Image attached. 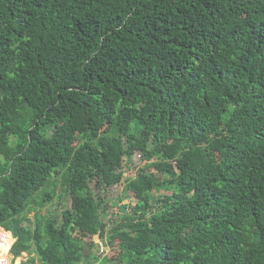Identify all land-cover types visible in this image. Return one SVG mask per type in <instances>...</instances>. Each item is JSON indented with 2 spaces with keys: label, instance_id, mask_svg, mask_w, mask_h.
Here are the masks:
<instances>
[{
  "label": "trees",
  "instance_id": "trees-1",
  "mask_svg": "<svg viewBox=\"0 0 264 264\" xmlns=\"http://www.w3.org/2000/svg\"><path fill=\"white\" fill-rule=\"evenodd\" d=\"M0 226L33 264H264V0H0Z\"/></svg>",
  "mask_w": 264,
  "mask_h": 264
},
{
  "label": "rangeland",
  "instance_id": "rangeland-1",
  "mask_svg": "<svg viewBox=\"0 0 264 264\" xmlns=\"http://www.w3.org/2000/svg\"><path fill=\"white\" fill-rule=\"evenodd\" d=\"M51 133V131H50ZM134 164L136 168H129L126 169V172L124 174V178L122 181V184L119 186H116L114 188L108 189L106 196H105V202L107 211L102 212V219L104 222L108 225V229L112 228L114 225V222L116 221L118 215L121 213V207L123 206H129L132 204V201L128 197H124L123 190L125 187V184L130 180V178H134L137 175V172L140 168H144L146 166V162L142 161L141 154L138 153L134 157ZM49 191L50 188H47ZM42 193H39L36 195L35 201L36 204H32L30 207V210H33L38 207V202L40 201V196ZM156 194V193H155ZM59 197H62V204L58 203ZM72 207V200L68 193H65L64 190H59L57 194L55 195L53 202L47 204L45 207L41 209V212L46 216H54L61 218L62 213L66 210L71 209ZM36 215V212H30L29 218L34 219ZM88 244L86 247V252L88 255L96 254V255H108L112 253V250L106 245L105 241L101 239L100 236H95L92 240L87 239L85 240ZM91 241L94 243L93 247H90L89 244ZM11 255V254H10ZM12 258V264H33L31 258H36V255L30 256L27 253H24L21 257L14 259V256L11 255ZM34 264H40L38 261Z\"/></svg>",
  "mask_w": 264,
  "mask_h": 264
},
{
  "label": "built area",
  "instance_id": "built-area-1",
  "mask_svg": "<svg viewBox=\"0 0 264 264\" xmlns=\"http://www.w3.org/2000/svg\"><path fill=\"white\" fill-rule=\"evenodd\" d=\"M9 232V231H8ZM8 232L4 228L0 226V264H12V259L10 258V253L12 247H10L7 258H5L1 252L3 251L4 247L8 246Z\"/></svg>",
  "mask_w": 264,
  "mask_h": 264
},
{
  "label": "crops",
  "instance_id": "crops-1",
  "mask_svg": "<svg viewBox=\"0 0 264 264\" xmlns=\"http://www.w3.org/2000/svg\"><path fill=\"white\" fill-rule=\"evenodd\" d=\"M8 232V231H7ZM9 233H11V232H9ZM11 235H12V238L16 241V238H14V236H13V234L11 233ZM11 254V253H10ZM12 255V254H11ZM11 255H10V258H11ZM12 259V258H11Z\"/></svg>",
  "mask_w": 264,
  "mask_h": 264
},
{
  "label": "water",
  "instance_id": "water-1",
  "mask_svg": "<svg viewBox=\"0 0 264 264\" xmlns=\"http://www.w3.org/2000/svg\"><path fill=\"white\" fill-rule=\"evenodd\" d=\"M16 242V241H15ZM15 244V243H14ZM13 247V246H12Z\"/></svg>",
  "mask_w": 264,
  "mask_h": 264
}]
</instances>
